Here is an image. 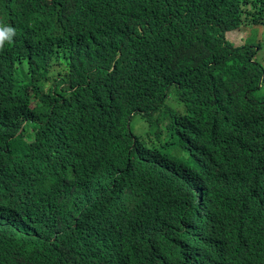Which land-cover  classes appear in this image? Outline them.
<instances>
[{"label": "trees", "instance_id": "16d2710c", "mask_svg": "<svg viewBox=\"0 0 264 264\" xmlns=\"http://www.w3.org/2000/svg\"><path fill=\"white\" fill-rule=\"evenodd\" d=\"M262 18L0 0V264H264V65L227 36Z\"/></svg>", "mask_w": 264, "mask_h": 264}, {"label": "rangeland", "instance_id": "374dc122", "mask_svg": "<svg viewBox=\"0 0 264 264\" xmlns=\"http://www.w3.org/2000/svg\"><path fill=\"white\" fill-rule=\"evenodd\" d=\"M258 28L260 30L256 31V33L253 35V39L256 40L258 38V41H262L264 43V25H260ZM256 29V28H255ZM253 32L252 28H249L248 30L244 28L242 32H234L233 34L228 33L229 37L235 41L237 45L244 44L247 39L251 37V33ZM263 38V39H259ZM259 50L257 51L258 55L257 58L259 61L264 63V46L260 45ZM264 92V89H263ZM183 108V106H181ZM165 152H169L172 157L180 160L181 162L185 164H190V153L189 151L184 147V143H182L180 140H176V144L172 146V148H166Z\"/></svg>", "mask_w": 264, "mask_h": 264}, {"label": "clouds", "instance_id": "9594fccd", "mask_svg": "<svg viewBox=\"0 0 264 264\" xmlns=\"http://www.w3.org/2000/svg\"><path fill=\"white\" fill-rule=\"evenodd\" d=\"M260 25H264V19L262 18V20H260V22L257 24V25H252L250 26V28H252L253 32L250 34L251 37L249 38L250 39V44L252 45H255V49H259L260 47H257L256 48V45H258L259 43H263V40L262 41H258V38L253 39V35L256 33V31L260 30V28H258ZM256 28V29H255ZM230 33V32H228ZM234 32H231L230 34H233ZM15 34V30L11 27H3V26H0V47L3 46V40L4 38H7L9 40H11V37ZM229 34V35H230ZM227 35V36H229ZM259 39H263V38H259ZM235 43V41H234ZM257 55L258 53L255 55V58H257ZM264 65V63H263ZM264 93V92H263ZM182 106V105H181ZM181 106L178 105V110H182L183 111V108H181ZM168 121L166 120V123ZM251 129H247L246 131L247 132H250ZM175 132H171V131H165L164 132V135L163 137L160 138V143L159 145H162V149L165 150L167 147V145H170V146H173L176 144V140H179V138L174 134ZM171 143V144H169Z\"/></svg>", "mask_w": 264, "mask_h": 264}]
</instances>
